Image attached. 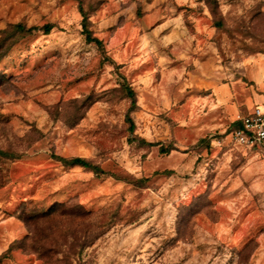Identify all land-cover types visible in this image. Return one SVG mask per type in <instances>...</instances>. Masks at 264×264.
<instances>
[{"label": "rangeland", "instance_id": "1", "mask_svg": "<svg viewBox=\"0 0 264 264\" xmlns=\"http://www.w3.org/2000/svg\"><path fill=\"white\" fill-rule=\"evenodd\" d=\"M262 57L264 0H0V264H264Z\"/></svg>", "mask_w": 264, "mask_h": 264}, {"label": "crops", "instance_id": "2", "mask_svg": "<svg viewBox=\"0 0 264 264\" xmlns=\"http://www.w3.org/2000/svg\"><path fill=\"white\" fill-rule=\"evenodd\" d=\"M252 81L258 91L254 102L250 105L248 113L256 107L264 109V57L255 60L254 67L251 70ZM240 177L232 181V188L237 190H246L248 196H264V160L253 158L240 169ZM248 188L250 190L248 191ZM237 190H235L237 192Z\"/></svg>", "mask_w": 264, "mask_h": 264}, {"label": "built area", "instance_id": "3", "mask_svg": "<svg viewBox=\"0 0 264 264\" xmlns=\"http://www.w3.org/2000/svg\"><path fill=\"white\" fill-rule=\"evenodd\" d=\"M238 122L231 134L233 143L249 150L264 148V109L256 107Z\"/></svg>", "mask_w": 264, "mask_h": 264}, {"label": "trees", "instance_id": "4", "mask_svg": "<svg viewBox=\"0 0 264 264\" xmlns=\"http://www.w3.org/2000/svg\"><path fill=\"white\" fill-rule=\"evenodd\" d=\"M82 27H83V34L85 36L86 42L87 43H93V44L97 45L98 47H101L102 41L100 39H98L97 37H94L93 33L91 32V30L88 27V19L85 16H83ZM18 28L20 30H24V28L21 26H19ZM43 30H44L45 34H49L52 30V27L50 25H47V26L43 27ZM128 96L132 99L135 98L134 92L131 91L130 89L128 90ZM236 125L238 127L239 122H237ZM60 161L65 165L76 166V167H81V168L91 170L94 173H96L97 175L103 174V171L101 169L93 166L89 161H87L86 159L80 158V157H75V158H71V159L60 158ZM8 251H10V249Z\"/></svg>", "mask_w": 264, "mask_h": 264}]
</instances>
